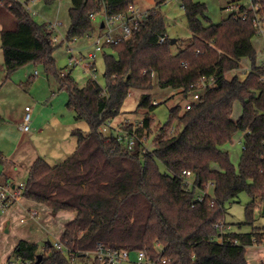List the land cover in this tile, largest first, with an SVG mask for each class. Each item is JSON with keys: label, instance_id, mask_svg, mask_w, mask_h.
<instances>
[{"label": "trees", "instance_id": "1", "mask_svg": "<svg viewBox=\"0 0 264 264\" xmlns=\"http://www.w3.org/2000/svg\"><path fill=\"white\" fill-rule=\"evenodd\" d=\"M154 1L156 8L146 12L133 37L111 46L117 57H105L106 87L102 88L93 79L80 87L69 74L59 73L51 24L35 23L23 3L0 0L1 48L7 73L31 63L45 65L67 92L66 107L74 112L75 121L86 122L91 130L88 134L80 129L72 132L77 148L61 164L50 166L40 157L32 165L22 197L47 206L54 215L65 211L76 218L65 227L60 241L63 249L45 243L40 253L39 245L20 241L12 256L17 264H72L90 255L96 256L93 264H101V249L146 251L154 264H248L247 247L264 244V227L231 233L226 232L225 223L226 205L244 193L250 202L243 225L253 226L257 203L264 202V65L256 64L253 46L257 35L254 21L264 19V0H251L250 9L239 6L217 25L207 18L205 4L181 0L191 38L176 54L172 50L179 39L173 44L167 37L158 10L166 1ZM134 3L71 0L66 42L94 33L91 16L126 15ZM163 37L167 39L160 44ZM244 58L252 62L246 79L227 77L240 69ZM204 77L214 78V86L191 109L173 107L169 122L154 132V148L143 153L155 126L153 114L160 105L148 93L154 78L160 88L189 96ZM33 82L28 81L27 87ZM133 89L144 93L137 108L143 112V120L122 127L124 137L137 136L136 146L130 150L118 141L114 130L106 137L101 128L122 113ZM237 101L242 115L235 121ZM173 124L176 129L171 128ZM238 132L245 133L239 173L222 149ZM0 162H4L1 154ZM184 171L194 174L192 186L187 185ZM40 254L43 257L38 262Z\"/></svg>", "mask_w": 264, "mask_h": 264}, {"label": "rangeland", "instance_id": "2", "mask_svg": "<svg viewBox=\"0 0 264 264\" xmlns=\"http://www.w3.org/2000/svg\"><path fill=\"white\" fill-rule=\"evenodd\" d=\"M165 4L158 10L164 17L167 36L169 39H179L176 47L173 48V54L179 51V48H184L189 43L191 33L188 27V21L186 15L182 9L181 0H165ZM206 5L207 18L215 25L220 24L223 20L227 19L231 14L232 6L235 9L239 6L251 7V0H195ZM135 8L141 12L146 13L148 10L155 9L156 4L154 0H134ZM71 0H55L49 2V0H38L35 4L36 15L33 17L35 23L52 24L56 25L57 29L54 31L53 38L57 39L55 45L56 50L54 52L55 65L58 72L63 74H69L71 78L80 86L84 87L91 80H95L102 88L106 87V66L105 57L113 55L117 57V54L109 48H106L104 52L96 53V40L99 36L105 35L110 27L109 24L105 28H101L100 25L106 23L105 17L101 14L97 15L94 20L95 31L90 36H86L80 39H76L71 43L66 42V37L71 26V20L69 16V10L71 9ZM120 22H117L112 26L113 30L120 26ZM121 33V28L118 29ZM1 32V25H0ZM114 34V33H113ZM253 46L256 51V64L261 66L264 62V34L256 35L253 39ZM90 54H95V59L90 60L88 57ZM85 59L87 63H95L93 71H87L83 68L82 63L75 65V60ZM241 71L252 68V62L250 59H244L241 62ZM37 76L35 77V73ZM232 74H228L227 77H231ZM35 77V79L33 78ZM28 81H36L35 87L31 91L27 87ZM23 82L24 86L19 87V84ZM0 154L8 158L7 163L0 162V178L3 172L10 175L15 183V188L20 187L28 179V165L27 161L20 159L21 152L29 145L25 143V137L34 132L33 122L35 121V115L39 121L40 129L44 134H48L53 130L62 129L61 124H71L73 131L80 129L84 134L90 133V127L86 122H76L75 114L73 111L67 109L66 104L68 102V94L66 91L60 89L58 80L54 74H48L45 65L39 63L28 64L12 74H8L4 63V53L1 48V33H0ZM53 92L56 93L53 96ZM152 100L158 101L160 104L153 114L155 126L153 133L149 138V142L146 143L147 148L152 150L154 144V132L158 131L160 126H163L169 122L170 110L180 105L182 109H185L187 103L192 100V95L185 99V94L178 92L177 90L167 88L162 89L158 86L156 78H154L153 89L148 92ZM143 91L139 89H133L130 91L129 96L123 105V114H120L115 122L122 120V118L130 117L133 122H141L143 120V112L137 111L140 98ZM33 108L31 112V124L29 132H22L19 123L24 121L26 115V108ZM242 115V105L239 101L234 103L233 106V119L238 120ZM4 120V121H3ZM112 123V122H111ZM111 123L110 128L104 125L101 128L102 133L109 137L111 135ZM126 124V123H125ZM125 124H122L123 127ZM108 126V124H107ZM118 127L115 132L120 131ZM44 128V129H43ZM172 129L177 128V124L171 126ZM71 131V134L72 132ZM41 139H39L40 142ZM243 133L238 132L231 142L222 146V149L229 155L230 161L235 168V171L239 173L240 163L243 155ZM36 144V143H32ZM28 150H25L26 152ZM2 152V153H1ZM6 159V158H5ZM217 168V165L213 166ZM161 171L166 170L161 166ZM13 187L10 186V190ZM209 194L213 196V187H209ZM250 202V197L244 193L240 196L238 201L226 205L225 223L230 227L232 232L238 233H250L254 228L264 227V202L257 203V208L253 213L254 223L253 226L243 225L247 221L246 206ZM242 225V228H239ZM40 245L39 252L42 253L44 245ZM258 248H249L246 251V259L249 264H264V254L261 256L257 251ZM160 251V249H159ZM94 255L80 258L75 260L72 264H93L95 260ZM137 253H132L130 257L131 263H136ZM125 264V263H124ZM129 264V263H128Z\"/></svg>", "mask_w": 264, "mask_h": 264}, {"label": "crops", "instance_id": "3", "mask_svg": "<svg viewBox=\"0 0 264 264\" xmlns=\"http://www.w3.org/2000/svg\"><path fill=\"white\" fill-rule=\"evenodd\" d=\"M250 8H252V4L248 9ZM244 59H242V61ZM250 70L251 69H246L241 71L240 68L238 71L231 74L232 76L239 75V77L244 80L250 73ZM36 83V81L32 83L29 91L35 87ZM22 86H24L23 82L19 84V87ZM55 94L56 93L53 92V96H55ZM185 99H187V95L185 96ZM123 113L124 112L122 110L121 114ZM35 116V121L33 122L35 130L31 136L28 135V137H25L24 139L25 143H27L29 146L25 148L19 156L20 159H25L24 161H27L26 165L29 167L28 173L38 158L42 157L50 166H56L70 157L77 148V139L71 134V131H73V126L70 123L66 124V126L61 124L62 129L53 130L46 135L43 133V130L39 128L41 124L37 119V114ZM0 120L2 119L0 118ZM234 120L237 121L236 119ZM113 121L115 122V119ZM113 121L110 123L111 129L114 131L118 127L122 126V124L133 122L130 117L122 118V120L116 123ZM22 123L23 122L19 123V127ZM141 123L142 121H136L133 124ZM244 136L245 133H243V143ZM39 139H41L40 142ZM33 142L36 144H32ZM25 150L28 151L24 152ZM2 157L7 163L8 158L4 155V153H2ZM0 186L15 187V183L10 175H7L3 172L0 178ZM75 218L76 214L71 212L62 211L54 215L52 214L51 209L45 205L23 197L17 199V201L14 202V204L9 209L4 211L0 210V264H10V262H12V264H17L16 260L13 259L12 256L20 241H27L37 245L42 243V246L45 243H52L53 245L58 243L62 239L66 225ZM230 232L238 233L236 231L232 232L231 230ZM253 247L258 248L257 251L259 252V255L262 256L264 254V244L250 246L247 247V249ZM124 263L136 264L135 262L131 263L130 260L124 261L121 264Z\"/></svg>", "mask_w": 264, "mask_h": 264}, {"label": "built area", "instance_id": "4", "mask_svg": "<svg viewBox=\"0 0 264 264\" xmlns=\"http://www.w3.org/2000/svg\"><path fill=\"white\" fill-rule=\"evenodd\" d=\"M17 2L23 3L27 11L31 14L32 17L36 15L35 12V4L38 0H16ZM239 7L235 9L234 6L231 8V13L235 12ZM147 14L139 12L135 6H130V11L126 15H119L115 16L113 18L106 17V23L103 24L104 28L107 24H109V31L103 35L99 36L96 40V53L104 52L106 48L111 49L112 45H115L122 41H127L133 37L134 32L138 29L140 23L146 19ZM93 19H95V16H91ZM243 19H245V16H242ZM117 22H120V26L113 30L112 26H114ZM254 26L257 29V34L263 36L264 34V19L256 18L254 21ZM121 28V33L118 29ZM51 30L55 31L57 29L56 25H52L50 27ZM114 33V34H113ZM168 37V36H167ZM167 37H163L160 40V44H163ZM57 41V39H55ZM95 54H90L89 59L93 60L95 59ZM82 63V66L87 71H93L94 70V62L93 63H87L85 62V59L81 60H75V65H79ZM264 65V64H263ZM35 76H37V72L35 73ZM248 76V75H247ZM246 76V77H247ZM246 79V78H245ZM244 79V80H245ZM242 80V79H241ZM243 81V80H242ZM215 79L211 78H202L199 84L197 85L196 89L192 91L189 95H192V100L187 103L185 106L186 110L191 109L194 105L198 104L201 100V97L205 90L209 87L214 86ZM188 99V96H187ZM155 105H158V101L154 102ZM31 112L32 108H26V115L24 117V121L20 126V129L23 132H29L30 131V124H31ZM110 123L106 127L110 128ZM123 129L120 127V131L116 133V137L118 141L123 142L130 150L133 149L136 146L137 143V136L135 133H132L130 136L124 137L123 135ZM127 135V133H126ZM150 149L147 147H144L143 153L148 152ZM183 175L186 176V183L188 186H192V181L194 179V174L188 171H184ZM25 188V184H22L20 187L15 188L13 187L12 190H10V186L2 187L0 186V210L4 211L9 209L14 202L17 201V199L22 197V192ZM201 200V198H199ZM230 231V227L228 226L226 229V232ZM54 247L57 250L63 249V246L61 245L60 241L58 243L54 244ZM157 249H161L159 245L157 246ZM131 251L128 250H121V251H104L103 249L100 250L98 253V260L101 264H121L124 261H129L130 257L132 255ZM138 257L136 264H154L153 261L147 256L146 251H138L136 252ZM166 260L162 259L161 262H165ZM23 264V263H18Z\"/></svg>", "mask_w": 264, "mask_h": 264}, {"label": "water", "instance_id": "5", "mask_svg": "<svg viewBox=\"0 0 264 264\" xmlns=\"http://www.w3.org/2000/svg\"><path fill=\"white\" fill-rule=\"evenodd\" d=\"M104 28V25H102V29ZM175 42H176V39H173V41H172V43L173 44H175ZM42 255L40 254V255H38V257H37V259H38V262H40V260L42 259Z\"/></svg>", "mask_w": 264, "mask_h": 264}]
</instances>
